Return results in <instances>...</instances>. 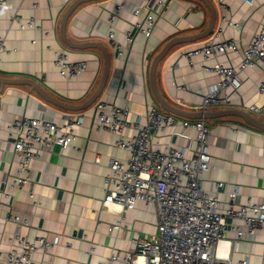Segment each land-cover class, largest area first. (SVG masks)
I'll list each match as a JSON object with an SVG mask.
<instances>
[{
    "label": "crops",
    "instance_id": "crops-1",
    "mask_svg": "<svg viewBox=\"0 0 264 264\" xmlns=\"http://www.w3.org/2000/svg\"><path fill=\"white\" fill-rule=\"evenodd\" d=\"M122 1L8 0L0 9V37L5 38L7 47L0 58V201H5V192L13 196L11 205L0 209V264H8L2 255L9 251L10 240L18 232L36 246L32 254L36 264H98L114 253L120 254V261L115 264H128L126 257L137 252L135 238L147 240L158 235L154 204L139 201L134 210L127 212L118 205L103 207L109 164L113 158L126 161L128 154L115 147L114 134L96 128L94 110L99 101L128 107L130 123L140 121L145 126L152 105L157 103L151 84L153 61L174 40L179 41L167 50L158 65L157 88L167 103L184 114H209V118L202 119L212 130L211 168L201 175L204 188L211 190L217 182H223L228 185V193L233 186H239L238 204H245L248 199L260 203L264 199V131L239 116L227 114L243 111L264 122V111L256 113L250 109L264 107V95L258 91L264 73L257 67L248 68L241 74L238 92L224 93L231 98L230 105L203 110V96L218 83V77L201 70V58H194L192 67L181 57L183 51L203 45L214 34L222 12L219 2L167 0L162 17L157 16L159 8L153 5L157 23L152 36L146 38L133 31L134 41L126 56L119 59L106 36L110 12ZM148 1L126 0L125 10L114 24L117 41L127 43L126 33L135 22L133 13L141 8L145 17ZM222 3L227 18L241 23L243 28L225 30L224 37L234 39L238 51L218 60L238 68L242 49L264 24V0H257L254 6L238 0ZM34 4L38 5L36 10ZM73 6L63 28L65 16ZM15 14L21 16L22 23L35 16L36 24L43 30H22L20 24L11 20ZM62 49L69 51L72 61L87 62L80 77L61 78L54 65V53ZM20 116L43 117L60 125L66 117H80L82 125L76 128L75 140L67 151L62 153L56 146L32 162L31 181L17 191L10 186L18 168L15 136L6 127ZM171 132L152 137L153 147L163 149L168 142L185 147L187 139ZM175 132L181 133L182 129ZM186 133L190 137L196 134L193 130ZM134 135L133 127L126 130V138ZM192 148H196L195 143ZM218 196L221 201L227 198L224 189L218 191ZM10 210L28 225L19 227L8 220ZM121 220L122 227L110 232ZM41 238L50 246L42 248ZM234 238L229 233L218 243L216 254L220 258H230L233 263L248 258L249 264H264V227L243 240L237 250L232 248ZM137 261L142 264L144 259Z\"/></svg>",
    "mask_w": 264,
    "mask_h": 264
},
{
    "label": "built area",
    "instance_id": "built-area-1",
    "mask_svg": "<svg viewBox=\"0 0 264 264\" xmlns=\"http://www.w3.org/2000/svg\"><path fill=\"white\" fill-rule=\"evenodd\" d=\"M221 9L220 24L214 34L201 46L185 50L181 57L187 59L193 67V59L201 58V70L218 77V83L208 88L203 96V110L219 105H230L231 98L224 95L228 90L238 92L242 85L241 74L248 68L257 67L264 73V24L255 32L251 42L242 49V60L238 68L226 65L219 57L238 51V45L232 38H225L227 29L242 30L241 23H235L224 14L226 7L222 0H217ZM254 6L257 0H238ZM8 0H0V9ZM153 5L159 10L157 16L168 7L167 0H149L146 8L148 13L142 17V9L134 11L135 22L131 31L126 33V44L115 39V22L126 8V0L115 6L109 15V31L107 39L115 49L116 56L122 59L132 45L133 31L146 38L152 36L156 27V16ZM38 8L37 4L33 9ZM12 22L20 24L22 30L37 29V18L31 17L22 23L19 14L11 18ZM46 36L49 33L45 34ZM36 41H33L35 44ZM7 51L5 38L0 37V58ZM54 65L62 79L80 77L86 71V61H72L67 49L54 53ZM258 91L264 95V80L258 85ZM251 111L261 113L263 108L251 106ZM130 109L115 103L99 101L95 105L94 123L98 130L111 132L117 137L115 147L128 154L126 161L113 158L105 177L106 197L103 207L111 205L122 207L123 212L132 211L139 201L152 203L158 216V235L150 239L137 237L134 239L137 252L126 257L128 264H138V258H143L142 264H249L248 258L233 263L230 258L222 259L216 254L219 242L226 239L229 233L235 238L231 241L233 250L239 244L254 236L264 227V199L260 203L248 199L245 204H238L239 186L227 193L228 185L217 182L214 189L206 190L201 175L211 168L210 155L211 127L204 120H186L165 113L157 103H154L147 115L146 125L140 121L133 125L129 121ZM82 125L80 117H66L64 124L43 117L20 116L12 120L6 129L13 133L14 153L18 163L17 173L10 186L13 190H22L31 181L32 162L41 157L43 152H50L56 146L62 153L67 151L75 140V130ZM133 127L135 135L126 138V130ZM181 128V133L175 130ZM171 130L172 135H182L187 139L183 148L176 147L172 142L165 144L163 149L154 148L152 137ZM188 130L196 132L194 137L188 136ZM3 127L0 125V135ZM196 148L193 149V144ZM191 153V156H189ZM224 189L227 195L221 201L218 191ZM5 201H0V209L6 204L10 206L13 196L3 193ZM8 220L17 226L28 225L12 210ZM122 227V220L112 226L110 232ZM11 247L2 255L8 264H36L32 258L37 249L20 233L10 240ZM40 246L47 248L50 244L39 239ZM120 261V254L114 253L104 262L98 264H115Z\"/></svg>",
    "mask_w": 264,
    "mask_h": 264
},
{
    "label": "water",
    "instance_id": "water-1",
    "mask_svg": "<svg viewBox=\"0 0 264 264\" xmlns=\"http://www.w3.org/2000/svg\"><path fill=\"white\" fill-rule=\"evenodd\" d=\"M74 6L70 8L69 12L67 13V15L65 16V20L63 23V28L66 26V22L67 19L69 17V15L71 14V12L74 10ZM213 19H215V15L213 14ZM64 41L66 42V44H68V46L73 47V45H71L70 43L67 42V40L64 38ZM177 41L179 40H174L173 42H171L169 45L166 46V48H164V50H162L154 59L153 61V65H152V71H151V84H152V88H153V92L156 98V101L158 103V105L160 106V108L164 111L167 112L169 114L175 115V116H179V117H184V118H192V119H206L209 118V114H207L206 112H202L200 114L191 116L188 114H184L181 110L171 106L169 103H167L163 97L161 96V94L159 93V90L157 88V83H156V73H157V68L158 65L160 63V61L162 60V58L165 56V53L167 52V50L173 45L175 44ZM227 114H231V115H236L241 117L247 124L256 127L258 129H261L264 131V122L261 118H256L254 116H252L251 114L245 113L243 111H233V112H228Z\"/></svg>",
    "mask_w": 264,
    "mask_h": 264
}]
</instances>
